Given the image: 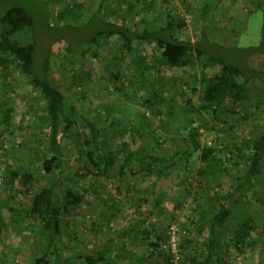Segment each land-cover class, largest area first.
<instances>
[{"label": "rangeland", "instance_id": "1", "mask_svg": "<svg viewBox=\"0 0 264 264\" xmlns=\"http://www.w3.org/2000/svg\"><path fill=\"white\" fill-rule=\"evenodd\" d=\"M206 1L48 0L47 3L45 0H0V15L12 6H21L33 17L34 29L12 34L10 41L16 46H25L35 39L37 65H40L44 51L52 48L49 79L53 87L70 99L77 109L79 118L74 120L76 124L65 135L61 133L62 137L58 135L63 156L62 172H74L83 166L84 161L77 154L85 137L81 117L91 119L103 134H107L105 149H115L119 143L125 142L132 151L145 146L144 154L170 157L175 152L190 149V142L185 139L188 137L189 122L192 121V126L198 129L202 145L223 151L219 153L223 168H214L204 175L198 171L207 170V164L198 161L197 153H193L188 162L183 160L184 163L174 158L173 161L178 164L160 169L162 175L159 177L157 171L163 167L161 164L159 167L153 165V173L144 172L138 164H132L118 182H103L101 178L95 180L85 172L86 179L81 186L90 188L89 200L78 209L71 208L70 215L62 218L60 244L65 257L100 251L104 244H109L114 250L109 258L114 259L115 252L119 254V259L115 260L117 264H164L167 248L175 255L173 264H181L184 256L198 254L208 244L210 222L202 221L200 216L206 211L209 213L206 219L211 218L217 206L218 200L214 195L217 194L230 211L226 223L215 227L217 239L221 242L220 248L216 249L217 255L224 256L230 264H264V210L254 202L252 193V190H256L264 199V159L259 174L252 181L253 187L238 189L235 179L242 175L249 153L237 154L233 147H241L250 125L256 123L264 131L262 85L255 80L245 84L247 100L239 106L227 104L226 111L215 117L212 113L200 111L199 93H191L192 89L200 91L197 81L202 76L203 64L197 59L181 69L167 67L156 62L159 51L153 44L134 43L135 55L143 59L142 74L131 66L128 58L108 66L117 43L114 37L100 40L96 46L84 42L87 54L83 60L70 58L65 53V43L56 44V39L60 37L65 42L67 40L66 43H72V38L77 34L68 30L66 23L56 21L55 15L76 3L81 7V18L78 20L81 25L96 13L102 3L103 15L113 23H121L122 20L130 23L142 18L150 21L155 17L163 20L166 14L175 19L182 18L185 27L179 35L181 40L189 38L194 41L203 27L209 28L215 32L212 34L214 38L209 39L211 42L222 45L217 37L225 41L222 45L224 54L218 55L228 63L241 65L243 55L232 49L259 43L263 16L255 7L258 0H209L212 13L202 21L195 10ZM45 16L50 19V29L45 25ZM95 25V22H91L83 34L91 35ZM249 65L264 71V61L260 56L251 58ZM12 66L10 88H1L0 83L2 182L5 183L7 176V164H15L16 157L20 159L16 162L18 165L26 168L32 166L33 175L39 177L36 184L28 188L29 192L22 191L15 182L12 191L18 193L15 192L17 195L14 198L5 184L0 186V204L4 203L0 214L3 220L0 226V264H35L34 258L40 250L41 229L37 222L24 214L32 195L46 182V178L42 174L40 176L37 159L51 154L47 150L48 130L39 121L44 111L43 97L31 87L29 78L19 72L15 63ZM78 70L83 72L84 82L76 79ZM216 70L207 68L205 72ZM115 73L121 77V86L112 76ZM140 77L146 80L147 86L153 85L169 104H173V117H167L168 103L161 107L160 114L147 110L143 103L146 95L138 84ZM188 101L190 103L187 105ZM184 104L193 109L187 108V115L177 111ZM114 114L120 115L118 118L123 122L120 127L127 125L123 137L110 126V116L115 117ZM245 115L248 116L246 120ZM116 189H119V193ZM8 194L10 199L7 198ZM112 201L118 202V212L111 210ZM8 207L20 212L21 221L18 224L14 223ZM247 220L253 230L249 244L246 247L236 246L233 231ZM137 227L152 231L151 242L164 238L162 248L154 250L150 256L147 250L150 248L147 242L142 241ZM184 240H190V244H186L189 250L182 247L179 250L181 245L184 247Z\"/></svg>", "mask_w": 264, "mask_h": 264}, {"label": "trees", "instance_id": "2", "mask_svg": "<svg viewBox=\"0 0 264 264\" xmlns=\"http://www.w3.org/2000/svg\"><path fill=\"white\" fill-rule=\"evenodd\" d=\"M45 1L48 3V0ZM210 5L211 1L208 0L199 9L195 10V13L198 14L202 21L207 14L212 13ZM255 5L256 9L261 11L263 16L261 37L259 43L255 46L232 49L243 55L244 59L241 65L234 62L228 63L222 59L223 56L218 55L224 54L222 45L225 44V41L217 37L218 42L223 43L222 45L211 42L209 39L214 38L212 34L215 32L209 28L203 27L199 33V37L197 36L194 41H191L189 38L181 40L179 35L185 27L182 18L175 19L170 14H166L163 16V20L160 17H155L150 21L142 18L130 23L125 20H122L121 23H113L107 21L103 15L102 3L98 6L96 13L81 25L78 22L79 18H81V14L79 13L81 7L76 3L64 8L62 13L55 15L56 21L60 22V24L66 23L68 30L72 31L75 35L77 34L74 39L72 38V43H66L68 41L66 40L65 42L60 37V39H56V44L65 43V53L70 58H80L83 60L87 54L84 42L91 46H96L100 40H108L114 37L117 43L115 44L114 53L111 55L108 66H114L117 62L119 63L123 59L128 58L131 66L133 68L136 67L142 74L141 62L143 59L135 55L136 49L134 43L153 44L159 51V58L156 59V62L167 67L181 69L190 66L194 62V59H197L200 61V64H203L202 76L197 81L200 85V91L192 89L191 93H199L201 100L200 111L212 113L216 117L226 111L227 104L239 106L247 100L248 96L245 91V84L251 80L259 82L264 88V71L249 65V60L255 56H260L264 61V0H258ZM49 21L50 19L45 16V25L50 29ZM91 22H95L96 24L94 31L91 35L83 34ZM34 26L35 21L33 17L21 6H12L0 15L1 88H10L9 79L12 76V70H14L12 64L15 63L19 72L29 78L31 87L38 90L44 100V111L40 115L39 121L44 123L48 130L47 142L49 148L47 150L51 155L39 156L40 158L37 159L40 176L42 174L46 178V182L32 195L29 201L30 204L24 214L25 217H29L32 221L37 222L41 229L40 250L39 254L34 258V263L117 264L115 260L119 259V254L115 252L114 259H110L109 257L114 250L109 247V244H104L100 251H90L66 257L62 253L63 247L60 244V236L63 231L62 218L70 215L71 208L78 209L82 203H87L89 200L88 193L90 188H83L81 186L86 179L85 172L94 177L95 180L101 178L103 182L109 180H116L118 182V180L120 181L124 178L125 172L129 171L132 164H138L142 171L149 173H153L154 164L156 167H159L161 164L163 167L157 171V176L159 177L162 175V169L171 167L173 163H175L173 165L178 164L177 161H173L174 158H178V161L181 159V162L184 163L189 161L193 153H197L198 161L207 164V170L198 171L201 175H204L214 168H223L222 158L219 155L223 151L212 149L207 144L202 145L199 140L198 129L192 126V121L189 122L188 126V139H185V141L188 140L190 142V149L182 153L178 151L176 154L175 152L170 157L144 154L145 146H140L136 151H132L125 142L119 143L115 149H105L107 146V134H103L91 119L81 117L85 137L82 140V148L77 151V154L84 161L83 166L74 172H62L60 166L62 165L63 156L60 150L58 135L61 133L65 135L76 124L74 120L78 116L77 109L70 99L53 87L49 79L52 48L44 51L39 60L40 65H37L38 48L35 39L25 46H16L11 43L10 37L12 34L21 33L25 30L32 31ZM93 57H95L94 54ZM207 68H217V70L206 73L205 70ZM75 74L77 77L75 75L74 77L79 79V82H84L85 76L82 71L78 70ZM117 74L115 73L112 76L119 83V86H121V77ZM138 84L143 94L146 95L143 103L147 110L160 114L161 107L168 103L167 117H173V109L175 107L165 100L161 91H157L153 85L147 86L146 80L141 77ZM74 86L76 85L74 84ZM189 103L190 101L186 104L188 105ZM186 104H184L185 106L183 105L184 107L180 106L177 111L187 115L188 109H191V107H187ZM114 115L115 117L110 116L112 118L110 126L123 137V134L127 130V125L120 127L122 122L118 118L120 115ZM247 118L248 116L245 115L244 119L246 120ZM133 130L136 131L135 129ZM63 134H61V137ZM138 135L141 136L142 133ZM142 140H144V137ZM233 147L237 154L249 153L248 162L244 166V170H242V175L235 179L236 188L245 189L246 187H253L252 181L259 174L261 162L264 159V131L262 127L256 123L250 125L246 137L242 140L241 147L238 148L236 145ZM15 159V164L10 163L6 166L7 176L5 177V183L4 181L0 183V186L5 184L7 189L12 192L13 198L17 195L15 194L17 191H12L14 190L13 186L15 182L18 183L22 191L29 192L28 188L33 187L32 184H36L37 177H39L38 175H33L32 166L26 168L24 165H18L16 162L20 159L17 157ZM165 162L168 163L166 164ZM235 166H237V163H235ZM58 170L59 172H57ZM116 190L119 193V189ZM252 193L254 202L259 208H263L264 210V199L256 190H252ZM214 195L215 199L218 200L214 214H211L210 219H206L209 215L206 211L200 216L202 221L209 220L210 222L209 242L204 245V249L200 250L198 254L184 256L181 264H230L224 256L217 255L216 249L220 248L221 242L217 239L215 231L216 226L226 223L230 211L222 203V198H218L217 194ZM7 198L10 199L9 194ZM3 206L4 203L2 202L0 204V214ZM110 208L113 212H118V202L115 201L114 203L112 201ZM8 211L12 214L14 223L18 224L21 221L20 212L13 207H8ZM2 225L3 220L0 216V226ZM137 229L142 236V241L147 242L150 248L147 249L150 256L154 250L162 248V244L165 241L164 238L160 237L151 242L150 234L152 231L141 229L140 227H137ZM252 231L249 221H243L233 231L232 238L234 244L246 247ZM184 244V247L181 245L179 250L181 247L183 250H189L186 244H190V240H184ZM164 254V264H173L175 255L171 253V250L167 248Z\"/></svg>", "mask_w": 264, "mask_h": 264}, {"label": "built area", "instance_id": "3", "mask_svg": "<svg viewBox=\"0 0 264 264\" xmlns=\"http://www.w3.org/2000/svg\"><path fill=\"white\" fill-rule=\"evenodd\" d=\"M2 182V175L0 173V183ZM173 237L171 238V241H172Z\"/></svg>", "mask_w": 264, "mask_h": 264}]
</instances>
